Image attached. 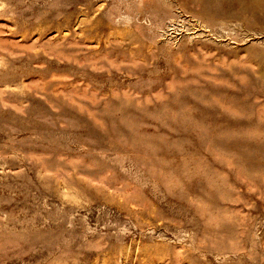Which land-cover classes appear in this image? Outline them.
Returning <instances> with one entry per match:
<instances>
[{
  "label": "rangeland",
  "instance_id": "rangeland-1",
  "mask_svg": "<svg viewBox=\"0 0 264 264\" xmlns=\"http://www.w3.org/2000/svg\"><path fill=\"white\" fill-rule=\"evenodd\" d=\"M0 264H264V0H0Z\"/></svg>",
  "mask_w": 264,
  "mask_h": 264
}]
</instances>
